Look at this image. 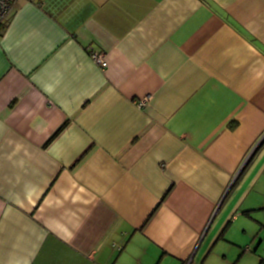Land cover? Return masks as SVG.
I'll return each mask as SVG.
<instances>
[{"label":"crops","instance_id":"crops-1","mask_svg":"<svg viewBox=\"0 0 264 264\" xmlns=\"http://www.w3.org/2000/svg\"><path fill=\"white\" fill-rule=\"evenodd\" d=\"M9 18L0 264L245 258L264 230V0H20Z\"/></svg>","mask_w":264,"mask_h":264},{"label":"built area","instance_id":"built-area-1","mask_svg":"<svg viewBox=\"0 0 264 264\" xmlns=\"http://www.w3.org/2000/svg\"><path fill=\"white\" fill-rule=\"evenodd\" d=\"M20 0H0V24L1 22L6 21L13 13L17 2ZM90 55L93 60L99 67L106 68L108 62L105 60V56L100 51L90 49ZM145 101H141V105H144Z\"/></svg>","mask_w":264,"mask_h":264},{"label":"rangeland","instance_id":"rangeland-1","mask_svg":"<svg viewBox=\"0 0 264 264\" xmlns=\"http://www.w3.org/2000/svg\"><path fill=\"white\" fill-rule=\"evenodd\" d=\"M220 219V217H219ZM261 237L255 239L253 244H249L250 252L248 251L245 258H241L237 264H261L264 263V230L261 232Z\"/></svg>","mask_w":264,"mask_h":264},{"label":"trees","instance_id":"trees-1","mask_svg":"<svg viewBox=\"0 0 264 264\" xmlns=\"http://www.w3.org/2000/svg\"><path fill=\"white\" fill-rule=\"evenodd\" d=\"M9 20H10V18H9ZM9 20L7 19L6 21L1 22V24H0V33H1V31H4V30L6 29V27L8 26V22H9ZM62 129H64V126H63L61 129H59V130L54 134V136L57 135L60 131H62ZM54 136H53V138H54ZM53 138H52V139H53ZM151 216H152V215H151ZM151 216H150V218H151ZM261 264H264V263L262 262Z\"/></svg>","mask_w":264,"mask_h":264}]
</instances>
